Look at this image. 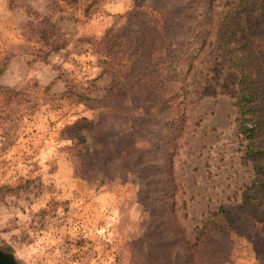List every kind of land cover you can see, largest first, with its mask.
Listing matches in <instances>:
<instances>
[{"label":"rangeland","instance_id":"rangeland-1","mask_svg":"<svg viewBox=\"0 0 264 264\" xmlns=\"http://www.w3.org/2000/svg\"><path fill=\"white\" fill-rule=\"evenodd\" d=\"M90 1L0 0V246L20 264H162L151 241L172 219L160 212L169 182L159 179V114L143 124L149 144L140 168L132 163L137 154L127 165L115 157L103 181L84 178L71 155L68 127L76 120L101 118L119 130L130 124L79 96L105 93L110 76L93 41L145 0H101L86 16ZM226 1L217 0L216 17ZM215 57L212 38L189 76L186 129L172 157L178 216L190 239L210 212L238 203L252 178L235 123L239 73L224 65L215 76ZM207 82L214 92L203 95ZM125 108L133 113V105ZM228 264H259L247 239L232 236Z\"/></svg>","mask_w":264,"mask_h":264},{"label":"trees","instance_id":"trees-1","mask_svg":"<svg viewBox=\"0 0 264 264\" xmlns=\"http://www.w3.org/2000/svg\"><path fill=\"white\" fill-rule=\"evenodd\" d=\"M62 1L68 6L77 0ZM100 1L91 0L84 15L89 16V8ZM216 2L145 0L127 11L119 26L93 41L103 73L110 76L105 93L100 98L79 97L94 101L119 119L128 118L130 124L119 130L101 118L93 123L79 119L68 127L74 143L71 155L79 162L82 177L103 181L111 175L109 168L115 157L127 165L137 154L132 163L142 167L140 150H146L149 140L141 137V130L153 113L159 114L163 121L159 179L169 182L160 189L164 205L160 212L172 219L151 241L161 251L158 257L162 264L172 260L169 246L174 248V264H228L233 235L247 239L257 262L264 264V0L226 1L219 17L215 15ZM212 38L214 75L224 65L239 73L235 123L252 178L238 203L221 204L210 212L190 239L178 216L179 187L173 177L172 157L186 129L189 76ZM200 91L206 95L214 89L207 82ZM126 103L133 105L131 115L126 112ZM94 144L98 147L92 148Z\"/></svg>","mask_w":264,"mask_h":264},{"label":"water","instance_id":"water-1","mask_svg":"<svg viewBox=\"0 0 264 264\" xmlns=\"http://www.w3.org/2000/svg\"><path fill=\"white\" fill-rule=\"evenodd\" d=\"M0 264H20L14 253L4 250L0 246Z\"/></svg>","mask_w":264,"mask_h":264}]
</instances>
